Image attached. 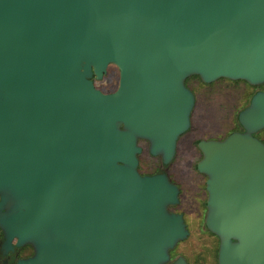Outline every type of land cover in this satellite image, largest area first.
<instances>
[{
    "label": "water",
    "instance_id": "water-1",
    "mask_svg": "<svg viewBox=\"0 0 264 264\" xmlns=\"http://www.w3.org/2000/svg\"><path fill=\"white\" fill-rule=\"evenodd\" d=\"M118 69L116 91L94 86ZM264 83V0H0L2 264H166L188 232L178 188L141 176L190 125L185 80ZM243 133L199 141L217 264H264V91ZM172 264H186L179 257Z\"/></svg>",
    "mask_w": 264,
    "mask_h": 264
},
{
    "label": "rangeland",
    "instance_id": "rangeland-1",
    "mask_svg": "<svg viewBox=\"0 0 264 264\" xmlns=\"http://www.w3.org/2000/svg\"><path fill=\"white\" fill-rule=\"evenodd\" d=\"M118 81L119 73L114 65L108 66L101 80L93 78L95 88L103 94L116 91ZM184 84L193 94L194 105L190 113L189 128L178 137L172 161L164 165L160 156L149 153V142L138 139L137 146L141 153L137 156V171L141 176L162 172L180 190L177 204L168 206L167 211L183 215L188 235L169 251L170 259L166 264H172L179 257L186 264H217L220 240L205 224L208 213V194L205 189L207 177L196 170L197 163L202 159L197 144L199 141H223L232 133H243L239 114L249 106L257 92L264 91V83L253 86L244 81L218 79L205 84L199 77L191 76ZM252 135L264 144V129ZM1 234L0 231V245L3 240ZM28 254L30 250L24 251L22 256Z\"/></svg>",
    "mask_w": 264,
    "mask_h": 264
},
{
    "label": "trees",
    "instance_id": "trees-1",
    "mask_svg": "<svg viewBox=\"0 0 264 264\" xmlns=\"http://www.w3.org/2000/svg\"><path fill=\"white\" fill-rule=\"evenodd\" d=\"M2 235V234H1ZM3 238V237H2ZM26 250H30V254H28L27 256L31 255L32 254V249L31 247L29 246H25L23 248H18V249H15L14 253L13 254H10V260L8 262V264H15V261L17 259H20V258H25L27 256H22L23 252L26 251Z\"/></svg>",
    "mask_w": 264,
    "mask_h": 264
},
{
    "label": "flooded vegetation",
    "instance_id": "flooded-vegetation-1",
    "mask_svg": "<svg viewBox=\"0 0 264 264\" xmlns=\"http://www.w3.org/2000/svg\"><path fill=\"white\" fill-rule=\"evenodd\" d=\"M158 174H164V173L159 172V173H157V174L148 175V176H154V175H158ZM165 175H166V174H165ZM166 176L168 177L170 183L173 184V185H175L174 182H172V180L169 178V176H168V175H166ZM203 177H204V176H203ZM175 186H176V185H175ZM178 189H179V187H178ZM179 193H180V190H179ZM179 195H180V194H178V199H179ZM176 214H177V213H176ZM179 215H181V214H179ZM182 217H183V215H182ZM183 219H184V218H183ZM31 255H32V254H31ZM31 255H29V256H31ZM29 256H27V257H29ZM27 257H25V258H27ZM0 260H1L0 262L3 263V261L5 260V257L1 258Z\"/></svg>",
    "mask_w": 264,
    "mask_h": 264
}]
</instances>
